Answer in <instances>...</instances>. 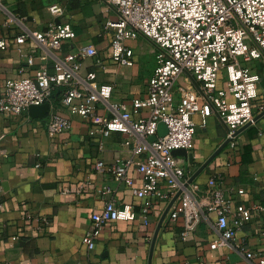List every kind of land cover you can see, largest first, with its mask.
<instances>
[{"label":"crops","instance_id":"1","mask_svg":"<svg viewBox=\"0 0 264 264\" xmlns=\"http://www.w3.org/2000/svg\"><path fill=\"white\" fill-rule=\"evenodd\" d=\"M52 4L64 6L65 14H51ZM101 12L104 10L98 0H0V41H6V47H0V90L7 79L33 74L43 63L33 53L38 47L34 39L17 42L22 26L14 19L20 18L32 30L70 20L77 37L65 41L63 50L76 51L78 45L92 42L99 51L100 62L97 58L83 60L81 73L96 71L100 82L113 84V102L130 103L134 96L142 95L156 66L155 46L144 36L128 40L135 51L136 64L114 63L113 32L105 25L100 27ZM114 12L111 19L116 18ZM33 55L35 63L31 66L28 59ZM44 63L48 72L54 71L51 59ZM258 67L262 75L258 103L263 104L264 62ZM179 81L186 87H197L189 75L180 76ZM219 86H226L224 79ZM65 88H53L54 101H59ZM129 108L133 110L131 105ZM263 111L255 105L254 117ZM133 113L134 117L147 115L145 110ZM47 119V115L32 117L29 112L0 113V264H256L257 260L249 259L240 247L264 251V115L244 126L234 145L229 142L224 146L193 181L205 185L211 177L218 178L231 193L233 210L239 204L263 206L262 210H254L251 219L237 231L234 246L217 249L209 246L216 238V213L208 211L200 229L185 234L182 217H171L179 206L178 199L158 230L173 199L164 197L156 199L148 222L137 217L107 224L89 250L82 237L92 215L101 211L107 198H114L118 205L131 204L137 212L141 210L143 199L133 187L96 169L99 160L111 163L119 157L129 158L137 139L131 138L132 144H127L126 133L104 136L98 127L79 117L69 131L52 137L46 129ZM193 120L197 125L193 161L178 158L189 177L229 138L227 125L216 113L207 118L196 113ZM93 128L96 133H92ZM128 174L134 186L143 184L137 162L130 166ZM80 185L86 188L81 190ZM103 189L109 190L108 195L101 194ZM40 217L50 221L42 229L38 227Z\"/></svg>","mask_w":264,"mask_h":264},{"label":"built area","instance_id":"2","mask_svg":"<svg viewBox=\"0 0 264 264\" xmlns=\"http://www.w3.org/2000/svg\"><path fill=\"white\" fill-rule=\"evenodd\" d=\"M104 1L116 11V18L105 24L113 32L114 63L136 64L135 51L128 40L144 36L155 46L156 66L147 78L144 93L134 96L130 103L113 102V84L100 82L96 71L82 74V61L97 58L100 62L99 51L92 42L78 45L76 51L63 50L65 41L77 37L70 20L53 22L44 30H32L22 19L15 18L22 26L17 42L34 39L38 47L33 53L43 63L33 74L5 81L0 90V113L22 115L32 104L49 102L46 129L52 137L69 131L79 117L98 127L104 136L111 132L126 133L127 144H132L131 138L137 139L129 158L119 157L111 163L99 160L96 169L133 187L134 193L143 199L141 210L137 212L131 204L118 205L114 198H107L101 211L92 215L82 237L89 250L94 248L107 224L137 217L148 222L156 199L172 198L180 189L179 206L171 217H182L183 233H195L207 212H215L216 238L210 242V248L234 246L237 231L251 219L254 210H262L263 206L239 204L233 210L231 193L215 177L205 185L192 182L185 187L189 176L178 161L182 156L174 155L173 150L184 148L191 152L195 148L196 113L204 118L216 113L227 125L234 145L237 131L254 120V106L264 109V103H258L262 78L258 65L264 62V0ZM49 11L62 17L65 7L52 4ZM0 47H6L5 40L0 41ZM48 59L54 63L53 72L44 66ZM34 63L33 55L28 64ZM182 75L191 76L197 87L182 85L179 81ZM223 79L226 86L220 87ZM63 85L66 88L56 102L53 88ZM140 110L147 111V115L134 117L133 112ZM160 122L167 125V132L149 141V136L158 135ZM92 133H96L95 128ZM135 162L143 179L140 187L134 186L128 174ZM79 188L83 190L86 186ZM108 193V189L101 191L103 196ZM39 220L40 229L50 223L47 217ZM240 249L249 259H256V264H264V251H251L243 245Z\"/></svg>","mask_w":264,"mask_h":264},{"label":"water","instance_id":"3","mask_svg":"<svg viewBox=\"0 0 264 264\" xmlns=\"http://www.w3.org/2000/svg\"><path fill=\"white\" fill-rule=\"evenodd\" d=\"M59 22V21H58ZM50 110V103L49 102H45L43 104L40 105H36V104H32L29 106L28 108V112L30 113V115L32 117H40L43 118L46 115H48V112ZM262 115H264V111L262 113H260L258 116L254 117V120H257L259 117H261ZM253 120V121H254ZM250 123V122H249ZM247 125V124H246ZM245 125V126H246ZM244 128V126L242 128H240L237 131V134L240 133L242 131V129ZM167 132V125L164 122H160L159 123V127H158V135L163 136L165 133ZM157 139V135H151L148 137V140L153 142ZM231 141V138H228L225 143H223V145L200 167V169H198V171L196 173H194L191 177H189V179L187 180V182H185L184 186H188L190 183H192L195 178L197 177V175L202 171V169L218 154V152L224 147L226 146L229 142ZM173 154L176 156H184L186 158H188L190 161H193V154L191 152H188L186 149L184 148H178V149H174L173 150ZM182 192V189H180L177 194L173 197L169 207L167 208V210L165 211L164 215L162 216L159 225H158V230L162 225V222L164 220V218L166 217L170 207L172 206V204L175 202L176 199H178V196L180 195V193ZM158 232V231H157Z\"/></svg>","mask_w":264,"mask_h":264},{"label":"rangeland","instance_id":"4","mask_svg":"<svg viewBox=\"0 0 264 264\" xmlns=\"http://www.w3.org/2000/svg\"><path fill=\"white\" fill-rule=\"evenodd\" d=\"M96 0H92V2H95ZM108 3H102V1H100V0H98V5L100 6V7H103V10H104V12H101L100 13V15H99V17H98V21H99V23H100V27L103 25H105V24H102V22L106 19V22H107V20L108 19H111L110 17H115V9L113 8V7H111L110 5L108 6L107 5ZM114 10V11H113ZM104 15H103V14ZM221 74V73H220Z\"/></svg>","mask_w":264,"mask_h":264},{"label":"trees","instance_id":"5","mask_svg":"<svg viewBox=\"0 0 264 264\" xmlns=\"http://www.w3.org/2000/svg\"><path fill=\"white\" fill-rule=\"evenodd\" d=\"M53 98H54V96H53Z\"/></svg>","mask_w":264,"mask_h":264}]
</instances>
